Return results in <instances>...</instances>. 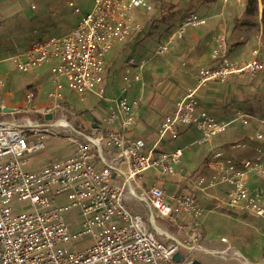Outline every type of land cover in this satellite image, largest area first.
<instances>
[{
    "label": "built area",
    "instance_id": "2783aa9c",
    "mask_svg": "<svg viewBox=\"0 0 264 264\" xmlns=\"http://www.w3.org/2000/svg\"><path fill=\"white\" fill-rule=\"evenodd\" d=\"M68 6L80 16L73 31L36 39L12 59L23 72L53 64L52 78L58 87L50 97L58 103L35 110L40 121H32L28 109L4 113L8 107L0 93V115L10 116L0 121V264H195L198 251L225 261L230 256L237 258L226 238L221 240L225 248L219 251L202 247L201 203L209 197L213 209L230 208L236 214L264 220V120L256 118L252 132L229 145L231 151L253 147L254 155L236 158L229 150L215 148L206 159L205 173L189 175L185 169L177 170L184 149L167 152L159 142L150 147L144 139L130 137L141 102L130 101L125 91L116 99L106 97L107 56L117 44H125L143 32L140 11H151L153 6L148 0H94L85 14L72 0ZM205 25L206 19L189 13L156 54H167L177 35ZM128 63L138 72L124 76V82L140 83L145 65L133 58ZM262 73L263 49L255 50L248 61L234 60L226 37L217 36L211 64L197 71L195 85L160 121V140L177 138L182 129L194 128L200 136L187 143L184 148L189 149L208 144L236 121L249 126L253 116L240 110L231 121L214 117L202 106L199 92L213 84L225 86L232 78L254 79ZM61 77L75 92L90 91L107 106V116L94 123L98 127L89 124L94 135L85 134V127L75 128L58 113L64 99ZM3 87L0 80V91ZM34 99L33 93L27 94L29 103ZM23 114L28 117L26 122L18 119ZM68 131L71 135L66 136L74 149L67 159L38 172L25 169L24 156L45 148L39 141L45 134ZM149 171L155 174L153 179L178 185L176 191L169 194L156 180L152 186L143 185ZM174 176L176 183L171 181ZM63 196L68 198L66 205L59 204ZM19 202L29 204V210L14 213L12 205ZM141 206L146 213L137 210ZM71 210H75V220L67 221L64 213ZM160 223L178 230L185 240ZM89 234H93L95 244L85 251L71 253L65 248L72 240ZM178 253L183 255L180 261L175 259Z\"/></svg>",
    "mask_w": 264,
    "mask_h": 264
},
{
    "label": "rangeland",
    "instance_id": "374dc122",
    "mask_svg": "<svg viewBox=\"0 0 264 264\" xmlns=\"http://www.w3.org/2000/svg\"><path fill=\"white\" fill-rule=\"evenodd\" d=\"M72 1L75 7L80 8L82 14L89 12L94 4V0ZM151 1L153 9L144 11L143 21L145 29L143 33L130 47L125 45L127 43L118 45L123 51L115 56L114 59L115 50L107 56L106 97L116 99L125 91V95L130 101H140L141 106L146 108L140 128L142 130L150 128V134L142 136L146 144L152 147L159 142L162 146H165L167 152L175 151L178 148L184 149L185 157L181 159L176 169H187L189 171L188 174L191 175L189 167L186 166V156L196 151L205 152L215 142V148L220 143L221 146H224V150L228 151L230 149V146L227 145L229 141L241 140L247 137L256 126V118L264 120V104L262 103L264 97L258 99L259 91L251 88L253 86L250 85L252 81L249 82L250 79L243 78L248 83L243 84L241 89L238 90L237 101L236 99H231L234 102L229 100L231 95H234V88L229 91L224 89L226 92L221 97L222 105L219 104L217 106L222 107V110L226 112L221 111L213 113V115L219 120L231 121L235 118V113L240 110L251 116L253 115L249 126H244L241 122L236 121L227 128L224 134L216 136L208 144L200 147L193 146L189 149L184 147L191 142L192 135H184L185 129L182 130L177 138L167 136L160 140L157 134L160 121L171 112L166 110L179 92L189 85V81L191 82L192 77L186 72L187 69L193 68L191 67L194 66L191 64L193 58H185L184 53L189 52L194 46V42H197L196 47L200 48L202 52L198 60L208 56V51L214 44L215 38L219 36L217 34L224 30L231 42L232 53L236 59L246 60L251 57L255 50L260 48L264 50V0H238L237 4L234 3V0ZM53 4V0L43 3V12L47 17V23L50 22V29L68 28L74 22L72 16L75 15V19L78 18L79 15L74 13V9L69 6L63 7L62 1L57 0L58 9L52 7ZM33 5H35L34 1L31 5H27L28 7H26V4L22 7L24 12L28 11L26 16L30 20L27 23L22 24L23 21L20 20L11 25L15 34L14 37L11 34H9L10 36L7 35L8 28L5 21L0 22V80L4 82V87L0 93L3 94L9 108L23 111L26 109L31 110L29 113L32 114L30 120L40 121L39 116L35 112L58 103V101L50 97L52 93L57 92L58 87V83L54 82L52 78L54 65L46 64L41 68L23 72L12 61L15 56L26 50L31 41L37 37V29L41 28L37 26L35 21L39 18V16L37 18L36 16L40 9L38 6L36 9L32 8ZM203 11H208V13ZM190 12L206 19V25L189 29L181 36L177 35L175 41L170 44V49L172 47V50L165 55H157L158 48L166 44L170 37L177 33L178 26L183 21L182 19ZM21 13L17 11L15 14L19 16ZM216 14H219L224 19L223 22L218 25L215 24L216 26H209L211 18H215ZM207 17H210V20ZM192 32L194 34L191 36ZM5 40H9V42L4 44ZM200 42L202 43L200 44ZM257 44H259L258 47H256ZM124 46L126 49H124ZM177 52L180 53L178 54ZM131 58L137 63L145 65L144 78H142L140 83L128 85L124 82V76L127 74L133 76L138 71L137 67H130L128 60ZM172 68L176 69L172 70ZM177 77L182 79V84L180 90L176 91L172 84H168V82L169 78ZM232 80L234 78L229 83ZM59 84L62 86L60 92L64 99L60 102L62 107L58 110V113L64 115L75 128L83 129L82 127H85V134L94 135V132L90 130L91 127H89L92 121L91 115L105 118L109 112L102 106V100L90 91L80 94L75 92L70 88L69 82L65 77L59 79ZM166 85H168V88H166ZM29 93L37 95L33 103L27 101V94ZM215 98L218 99L219 97ZM208 102L213 103L214 100H209ZM217 102L221 103L220 101ZM25 115L18 117L20 122L27 121L28 117ZM6 119H10V116L0 115V121ZM66 135H71L70 131L65 134H45V138L39 140L44 142L45 148L24 156L23 160L26 161L25 169L29 172H38L42 168L67 159L74 149V144ZM151 136L152 138H150ZM37 140L35 138V142H38ZM200 162H190L189 164L192 167L193 165L199 166ZM154 175L152 171L147 172L145 178H148V180H143V185L152 186L157 179V177L153 179ZM171 179L174 183L178 180L177 176L171 177ZM156 181H158L157 185L166 189L169 194L175 192L178 187V185L169 182ZM68 203L67 196H63L59 204L66 205ZM201 205L204 208V212L199 218V231L203 234L202 247L215 252L219 251L225 248V244L221 240L226 238L233 245V253H237L238 257L231 258L230 256V259L225 261L215 255L205 254L203 251H198L196 257H199L201 261L207 264H264L263 219L255 216L246 218L242 214L234 213L230 208L227 210L225 208L213 209V204L208 201H203ZM29 208V204L25 202L12 205V209L16 214L27 211ZM137 210L141 213H146L143 206L137 208ZM64 216L67 221L75 220V210L64 213ZM160 224L164 225L165 223ZM73 231L75 230L73 229ZM94 244V236L89 234L83 238L72 240L65 245V248L71 253H76L83 252Z\"/></svg>",
    "mask_w": 264,
    "mask_h": 264
},
{
    "label": "crops",
    "instance_id": "0c3cea01",
    "mask_svg": "<svg viewBox=\"0 0 264 264\" xmlns=\"http://www.w3.org/2000/svg\"><path fill=\"white\" fill-rule=\"evenodd\" d=\"M35 2V5H33L32 6V8L34 7L35 9L37 8V6H38V8L40 9L39 10V12H38V14H37V16H36V18L39 16V18H37V20H35L37 23V26H39V27H41L40 29H37V37L35 38V39H33L32 41H31V43L29 44V46L33 43V41L34 40H36V39H41V40H44V39H49V38H51V37H59V36H63V35H66V34H68V33H70L71 31H73L74 29H75V27L77 26V23H78V21H79V18H80V16H78V18H76L75 19V15L74 16H72L73 17V19H74V22L71 24V26L70 27H68V28H64V29H50L49 28V26H50V22L49 23H47V17L44 15L45 13L43 12L44 11V9H43V3L44 2H47L48 0H0V22H3V21H5V24H6V26H7V28H8V30H7V35L8 36H10L9 34H11V36H13L14 37V32L12 31V26L11 25H14V22H18V21H23V23L22 24H24V23H27V21L28 20H30L29 18H27V13H28V11H26V12H24V9H22V7H24V5L26 4V7H28L27 5H31V3L32 2ZM58 1H62L63 2V7H65V6H68V2L70 1V0H58ZM38 2V3H37ZM148 2L150 3V4H152V1L151 0H148ZM237 2H238V0H234V3L235 4H237ZM53 5H52V7H54V8H57V0H53ZM46 6H48V5H46ZM208 8H210V7H208ZM58 9V8H57ZM17 11H20V12H22L19 16H16V12ZM144 11H146V10H141L140 11V17H141V21H142V23H143V25H144V21H143V18H144ZM204 13H208V11H203ZM211 12V11H210ZM191 13V12H190ZM40 14H42V15H40ZM22 17V18H21ZM23 17H25L24 19H23ZM209 20H210V17H207ZM23 19V20H22ZM184 19V18H183ZM182 19V20H183ZM223 18H221L220 17V15L219 14H216V17L215 18H211V20H210V22H209V26H214L215 24L216 25H218V24H221L222 22H223ZM50 21H52V20H50ZM215 25V26H216ZM144 29H145V25H144ZM143 29V30H144ZM199 31V30H198ZM55 32H60V33H55ZM55 33V34H54ZM143 33V32H142ZM142 33H140V34H138V35H136V36H134L131 40H129L128 42H126L127 44H125V45H127V46H131L135 41H136V39L137 38H139V36L142 34ZM194 33L192 32L191 33V36L193 35ZM174 35V34H173ZM217 35H223V36H225L226 37V39H227V41H228V45H229V55H230V57L232 58V59H234V60H239V59H236L235 57H234V55H233V53H232V46H231V42H230V40H229V38H228V36H226V32H225V30L224 31H221V32H219ZM172 36V35H171ZM171 38V37H170ZM194 39H197L196 37H193ZM175 41V40H174ZM173 41V42H174ZM7 42H9V40H5V42H4V44H6ZM168 42H169V40H168ZM167 42V43H168ZM172 42V43H173ZM171 43V44H172ZM202 42H200V44H201ZM196 44H197V42H194V46L191 48V50L189 51V52H186V53H184V56H185V58H188V57H191V58H193L192 59V62H191V64L192 65H194V66H191V67H193V68H190V70L189 69H187V72L186 73H188V74H190L191 75V82L189 81V85H187L186 87H184L183 88V90L181 91V92H179V94H178V96H176V98L173 100V102L169 105V107L167 108V110L166 111H172L173 109H174V106H175V103H176V101L178 100V99H180L183 95H184V93H185V91L189 88V87H192V86H194L195 85V83H196V74H197V71L201 68V67H203V66H206V65H210L211 64V52H212V49L214 48V44L212 45V47H211V49H210V51H208V56H205L204 58H202V59H200V60H198L199 59V57H201V55H202V52H201V49L200 48H197L196 47ZM199 44V45H200ZM118 45H120V44H117L115 47H114V49L113 50H115V52H114V57H113V59L115 58V56H117V55H119L120 53H121V51H123V49L122 48H120ZM258 45L259 44H257V46L256 47H258ZM28 46V47H29ZM27 47V48H28ZM26 48V49H27ZM124 49H126L125 48V46H124ZM170 50H172V47H171V49ZM175 50H176V48H175ZM113 52V51H112ZM178 54L180 53V52H177ZM251 57H252V55H251ZM251 57L249 58V59H246V60H240V61H248V60H250L251 59ZM13 58V57H12ZM11 58V59H12ZM112 59V60H113ZM201 62V63H200ZM200 63V64H199ZM176 68H172V70H175ZM138 70V69H137ZM138 72V71H137ZM195 72V73H194ZM188 76V75H187ZM106 77H107V75H106ZM143 78H144V73H143ZM246 79H250L249 80V82H251L252 81V84H250L252 87L251 88H253V89H255V90H258L259 91V96H257L258 97V99H260V98H262V97H264V73H262V74H259L256 78H254V79H251V78H246ZM243 80V78H234V80H232L231 81V83H228L226 86H219V85H217V84H213V85H211L209 88H207V89H202V90H200V92H199V97H200V99H201V102L203 103L202 104V106L205 108H207L209 111H210V113H217V112H221V111H224V110H222V107L220 108V107H218L217 105H219V104H221L222 105V102H221V97H223L224 96V94H225V92H226V90H231L232 88H234L235 89V92H234V95H231V97L229 98V100L230 101H232V102H234V100H231V99H236V101H237V94H238V90L239 89H241V87H242V85L243 84H246V83H248V82H246V81H244ZM169 83H171L172 84V86H173V88H174V90H180V88H181V84H182V79L181 78H172V79H170L169 78V82H168V84ZM106 85H107V81H106ZM168 85H166V88H168L167 87ZM175 86V87H174ZM225 87V88H224ZM166 88H164V89H166ZM224 89H226V90H224ZM175 91V92H176ZM215 97H219L218 99H216ZM209 100H214V102L213 103H209L208 101ZM217 101H220L221 103H219V102H217ZM263 104H264V101L262 102ZM103 105L102 106H104L105 108L107 107L104 103H102ZM223 105H224V103H223ZM6 106H7V104H6ZM8 108H9V106H7ZM145 112H146V108L145 107H143V106H140V109L139 110H137V115H136V117H137V121H136V124L130 129V132H129V135H130V137H132V138H139V139H143V135H146V136H148L150 133H149V130H150V128H145V129H141L140 127L142 126V118L145 116ZM224 112H226V111H224ZM253 116V115H252ZM91 118H92V121H91V126L93 127V128H97L98 127V125H96V124H94L95 122H99V120H101L102 118L100 117H98V116H95V115H91ZM141 120V121H140ZM95 126H97V127H95ZM105 128H107V129H112L113 127H110V126H108V125H106V127ZM182 130H184V129H182ZM186 130V132L185 133H183L184 135H189V134H191L192 135V140H191V142H193L194 140H196L197 138H199V136H200V134H199V132L196 130V129H194V128H190V129H185ZM182 132V131H181ZM180 132V133H181ZM182 134V135H183ZM150 138H152V136L150 137ZM246 138V137H245ZM242 140V139H241ZM235 141H239V139L238 140H233V141H229L228 143H227V145L229 146V144H231L232 142H235ZM215 144H216V142H215ZM215 144L213 145V146H210V147H208L207 148V150L205 151V152H202V151H196V152H193V153H191L190 155H188V156H186V158H185V161H186V166L187 167H189V169H190V171H191V174H202V173H205V162H206V159H207V157H208V155H209V153H210V151L211 150H213V149H215ZM216 148H224V146H221V144L220 143H218V145H217V147ZM229 153L231 154V155H233L234 157H236V158H244V157H249V156H252V155H254L255 154V151H254V148L252 147V148H249V150H247V151H231V150H229ZM183 157H185V156H183ZM199 161H201L200 162V164H199V166H197V165H193V167L192 166H190V162L191 163H197V162H199ZM43 169V168H42ZM41 169V170H42ZM185 171H187V173L189 172L187 169L185 170ZM212 194L213 195H218V191H213L212 192ZM203 201H208V202H210V203H212V199L211 198H209V197H206L205 199H203ZM226 210H227V208H226ZM246 218L247 217H249V216H245ZM168 232H170L171 234H174V235H177L178 236V238L180 239V240H182V241H184L185 240V236H183L182 234H180L179 232H178V230H176L175 228H173V227H170L168 224H164V225H162ZM209 250V249H208ZM199 258V257H198ZM227 261V260H226Z\"/></svg>",
    "mask_w": 264,
    "mask_h": 264
},
{
    "label": "water",
    "instance_id": "95a60500",
    "mask_svg": "<svg viewBox=\"0 0 264 264\" xmlns=\"http://www.w3.org/2000/svg\"><path fill=\"white\" fill-rule=\"evenodd\" d=\"M1 111H2V110H0V112H1ZM3 112L6 113V114H10V113L14 112V109H11V108H4V109H3ZM50 117H51V116H48L49 119H50ZM95 127H97V126H95ZM182 258H183V255H182L181 253H178V254H176V256H175V259L178 260V261H180ZM195 264H204V263H203L202 261H200V260H195Z\"/></svg>",
    "mask_w": 264,
    "mask_h": 264
},
{
    "label": "flooded vegetation",
    "instance_id": "af4514ba",
    "mask_svg": "<svg viewBox=\"0 0 264 264\" xmlns=\"http://www.w3.org/2000/svg\"><path fill=\"white\" fill-rule=\"evenodd\" d=\"M197 260H200L201 261V259L200 258H198ZM203 262V261H202ZM204 264H207L206 262H203Z\"/></svg>",
    "mask_w": 264,
    "mask_h": 264
},
{
    "label": "trees",
    "instance_id": "16d2710c",
    "mask_svg": "<svg viewBox=\"0 0 264 264\" xmlns=\"http://www.w3.org/2000/svg\"><path fill=\"white\" fill-rule=\"evenodd\" d=\"M34 96H35V98L37 97V95H36V94H35Z\"/></svg>",
    "mask_w": 264,
    "mask_h": 264
}]
</instances>
